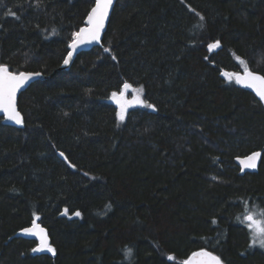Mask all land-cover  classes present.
Instances as JSON below:
<instances>
[{
    "label": "trees",
    "instance_id": "1",
    "mask_svg": "<svg viewBox=\"0 0 264 264\" xmlns=\"http://www.w3.org/2000/svg\"><path fill=\"white\" fill-rule=\"evenodd\" d=\"M93 4L0 0V65L45 75L19 94L20 126L0 117V264H183L199 249L264 264L244 221H264V106L224 75H264V0H116L101 42L59 69ZM125 82L154 107L119 122L108 98ZM255 150L241 173L234 158ZM33 221L54 254L14 236Z\"/></svg>",
    "mask_w": 264,
    "mask_h": 264
},
{
    "label": "snow or ice",
    "instance_id": "2",
    "mask_svg": "<svg viewBox=\"0 0 264 264\" xmlns=\"http://www.w3.org/2000/svg\"><path fill=\"white\" fill-rule=\"evenodd\" d=\"M112 2L113 0H95L94 7L91 8L90 12L87 15V19L85 21L86 27L81 28L78 33H74L75 40L74 43L70 45V47L74 48L76 46V41H83L85 39H89L91 41L99 40L101 30L103 29L105 20L108 17V12L110 7L112 6ZM201 19H203V17H201ZM215 47H219V41L209 45L210 49ZM105 51L107 52L108 49H105ZM71 55L72 53L69 52V57H71ZM113 59H115V57H113ZM236 59L240 62V64L246 66V62L240 57H236ZM68 62V59H65L64 63L67 64ZM35 75H39V73ZM224 75H235L237 83H245L248 87L255 89L261 100H264V77L254 75L250 70H247V68L245 70L244 76L229 73H224ZM31 76L32 74L24 72L14 74L13 72H10L8 70L7 66L0 65V113H3L8 121L14 122L15 124L23 123L22 116L16 107V93L18 89H20L31 78ZM131 88L132 85L125 82L119 94L115 91L111 94L112 98L119 105L120 111L117 113V116L121 121L124 120L127 109L133 104L144 105L148 108L154 107L151 104H146V102L140 99L138 95L134 96L131 100L127 99L126 93ZM135 91H142V88L136 89ZM60 155L63 156L64 154L61 153ZM259 156L260 153L256 152L252 153L249 157H247V159L249 161H253L256 157ZM245 166L255 167V164L249 163ZM65 212H67V210H65ZM75 215L79 216L80 213L77 211ZM237 219L239 220L240 218L237 217ZM244 221L248 222L247 227L258 237L260 247H264V221L254 219L251 214L246 215L244 217ZM244 221H242V223ZM23 231L25 233L36 235L39 237L40 244L38 245V247L33 249V252L46 250L53 254L55 253V249L52 248L48 242L45 230L43 228H40V226L36 224L35 221H33L32 228H26ZM253 243L255 244L256 240H254ZM168 259L171 260L173 259V257L170 256L168 257ZM183 264H222V262L218 256L213 255L211 252L198 251L193 252L191 254V257L188 260L184 261Z\"/></svg>",
    "mask_w": 264,
    "mask_h": 264
},
{
    "label": "water",
    "instance_id": "3",
    "mask_svg": "<svg viewBox=\"0 0 264 264\" xmlns=\"http://www.w3.org/2000/svg\"><path fill=\"white\" fill-rule=\"evenodd\" d=\"M115 1L116 0H113L112 2V6L110 7L109 9V12H108V17L107 19L105 20V23H104V27L103 29L101 30V33H100V38L98 41H91L89 39H85L83 41H76V46L73 48V47H70V45H72L74 43V40H75V37L73 38V40L69 43L68 45V52L66 54V56L64 57V60L61 62L60 66H59V69H68L70 67V65L72 64L73 60L75 59L76 55L81 52V51H86V50H89L90 48L98 45L100 42H101V39L103 37V34L104 32L106 31V28H107V24H108V21H109V18H110V15H111V12H112V9H113V6L115 4ZM94 4H95V0H94ZM94 4L92 7H94ZM91 7V8H92ZM91 10V9H90ZM89 10V12H90ZM88 12V13H89ZM88 15V14H87ZM87 19V16L85 18V21ZM86 27V23L84 22V25L82 27H80L78 29V31L76 33H78L80 31L81 28H84ZM69 52L72 53L71 57H69ZM65 59H68V63L65 64L64 61ZM3 66H6L4 64H1ZM8 70L10 72H12L9 68ZM246 70V69H245ZM245 70L243 71H238V72H235L234 74H239L240 76H244L245 74ZM247 70H250V69H247ZM254 75H259V76H262L264 77V75L256 72V71H253V70H250ZM21 72H24V73H29V74H32L31 78L20 88L18 89L17 93H16V107H17V110L19 111V108H18V97H19V94L25 90L29 85L30 83H32L33 81L37 80V79H44L45 78V75H43L41 72H31V71H21ZM14 74H19V73H15L13 72ZM39 73V75H35ZM233 78H234V81L236 82V78H235V75H233ZM237 83V82H236ZM240 87H242L243 89H246L248 91H250L259 101L260 103L264 106V100H261V98L259 97V95L256 93L255 89L253 88H250L248 87L245 83H237ZM20 112V111H19ZM21 114V113H20ZM22 116V115H21ZM0 117L2 118V123L3 124H7V125H12V126H15V127H18L20 126L21 124H15L14 122H11V121H8L6 119V117L4 116L3 113H0ZM256 152H259L260 153V156L259 157H256L253 161H249L247 159V157H249L252 153H256ZM59 156L61 158H64V156H61L60 152H58ZM261 157H262V151L261 150H255V151H252L246 155H242V156H236L234 158V162L236 163V165L239 167L241 173H245V172H257L258 171V168H259V164H260V161H261ZM243 161V163H242ZM249 163H253L255 164V167H246L245 165L249 164ZM36 224H38L40 226V228H43L45 230V233L47 235V238H48V242L50 244V238H49V235H48V232L46 230V228L38 221H35ZM33 227V223L27 227H24L20 230H18L14 236L15 237H21V238H25V239H31V240H35L36 241V247H38V245L40 244V240H39V237L36 236V235H32V234H29V233H25L23 230L26 229V228H32ZM35 231V230H34ZM198 251H208V252H211L207 249H199V250H195L193 252H198ZM45 252H48V251H40V252H36L37 254H42V253H45ZM192 252V253H193ZM191 253V254H192ZM212 253V252H211ZM191 254L184 260H188L190 257H191ZM213 255H215L214 253H212ZM217 256V255H215ZM220 258V257H219ZM221 260V259H220ZM222 262V261H221Z\"/></svg>",
    "mask_w": 264,
    "mask_h": 264
},
{
    "label": "rangeland",
    "instance_id": "4",
    "mask_svg": "<svg viewBox=\"0 0 264 264\" xmlns=\"http://www.w3.org/2000/svg\"><path fill=\"white\" fill-rule=\"evenodd\" d=\"M229 74H232V73H229ZM230 76H233V75H230ZM130 84V83H129ZM131 85V84H130ZM122 88H123V85H122V87H121V89H120V91L122 90ZM142 88V91H135L136 89H141ZM120 91H118L117 93L119 94V92ZM112 94V93H111ZM111 94H110V96H109V101H111V102H113L115 105H116V107H117V113L120 111V109H119V105L116 103V101L112 98V96H111ZM139 96L140 97V99H142L143 101H145L144 100V97H143V87L142 86H133L132 85V88L131 89H129L128 91H127V93H126V97H127V99H129V100H131L134 96ZM147 104V103H146ZM132 107H146V106H144V105H140V104H133L132 106H130L128 109H130V108H132ZM128 109H127V111H128ZM127 111H126V113H127ZM126 113H125V116H126ZM118 117V116H117ZM118 120H119V122H122L119 118H118ZM256 220H259V221H261V219L260 218H255ZM252 233H253V235H254V237H255V239L257 240V242H258V237L256 236V234L252 231Z\"/></svg>",
    "mask_w": 264,
    "mask_h": 264
}]
</instances>
